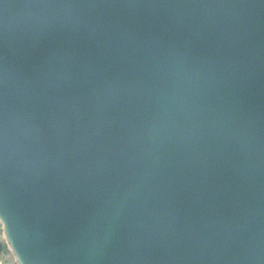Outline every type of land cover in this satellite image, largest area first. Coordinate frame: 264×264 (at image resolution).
<instances>
[{
	"label": "water",
	"instance_id": "water-1",
	"mask_svg": "<svg viewBox=\"0 0 264 264\" xmlns=\"http://www.w3.org/2000/svg\"><path fill=\"white\" fill-rule=\"evenodd\" d=\"M0 131L19 264H264V0H0Z\"/></svg>",
	"mask_w": 264,
	"mask_h": 264
},
{
	"label": "rangeland",
	"instance_id": "rangeland-1",
	"mask_svg": "<svg viewBox=\"0 0 264 264\" xmlns=\"http://www.w3.org/2000/svg\"><path fill=\"white\" fill-rule=\"evenodd\" d=\"M0 264H19L7 239L3 223L0 220Z\"/></svg>",
	"mask_w": 264,
	"mask_h": 264
},
{
	"label": "snow or ice",
	"instance_id": "snow-or-ice-1",
	"mask_svg": "<svg viewBox=\"0 0 264 264\" xmlns=\"http://www.w3.org/2000/svg\"><path fill=\"white\" fill-rule=\"evenodd\" d=\"M3 133L0 131V175H2V168H3ZM0 195H2V184H0ZM20 258L23 259V253H20Z\"/></svg>",
	"mask_w": 264,
	"mask_h": 264
}]
</instances>
